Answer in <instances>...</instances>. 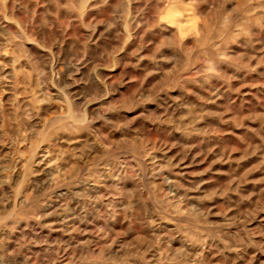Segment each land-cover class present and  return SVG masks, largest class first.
<instances>
[{"label": "rangeland", "instance_id": "1", "mask_svg": "<svg viewBox=\"0 0 264 264\" xmlns=\"http://www.w3.org/2000/svg\"><path fill=\"white\" fill-rule=\"evenodd\" d=\"M0 264H264V0H0Z\"/></svg>", "mask_w": 264, "mask_h": 264}]
</instances>
